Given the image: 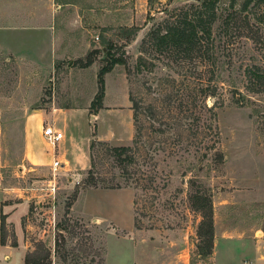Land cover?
Masks as SVG:
<instances>
[{
  "label": "rangeland",
  "instance_id": "1",
  "mask_svg": "<svg viewBox=\"0 0 264 264\" xmlns=\"http://www.w3.org/2000/svg\"><path fill=\"white\" fill-rule=\"evenodd\" d=\"M75 1L86 9L91 40L83 59L56 63L42 77L0 54V189L29 202L26 239L46 264H103L107 244L115 261L127 244L105 236V225L133 228L135 217L142 229L188 230L192 259L208 264L198 256L203 216L192 196L212 200L220 228L264 225V84L251 90L247 78L264 71V4L243 9L244 0H221L214 56L202 57L162 50L151 38L168 10L193 1ZM108 48L123 63L106 74L103 107L95 111ZM53 115L67 133L56 170L53 146L38 135ZM122 146L137 149L128 172L111 150ZM83 159L90 165L80 170L73 163Z\"/></svg>",
  "mask_w": 264,
  "mask_h": 264
},
{
  "label": "crops",
  "instance_id": "2",
  "mask_svg": "<svg viewBox=\"0 0 264 264\" xmlns=\"http://www.w3.org/2000/svg\"><path fill=\"white\" fill-rule=\"evenodd\" d=\"M137 2L145 4L148 0ZM85 10L75 0H0V54L21 67L29 65L42 77L45 72L54 70L56 63L83 59L91 49L89 28L84 21ZM63 111L69 113L70 110L65 108ZM51 121L66 133V127H62L64 125L56 115ZM38 135L45 138L42 129ZM27 158L33 162L29 144ZM81 162L73 164L80 170L90 165L89 159ZM12 194L0 189V264H25L27 254L33 251L23 223L30 205L26 199H13ZM2 213L7 229H13L15 245L12 239L6 244L1 243ZM112 222L107 221L105 236L114 234L127 245L120 249L115 261L110 260V248L105 245L103 264H191L194 244L191 246L190 233L183 227L142 229L136 226L134 219L133 228L120 227L119 231L108 227ZM214 224V248L208 264H264V225L261 229H255L252 223L220 228L215 214ZM125 251H129V256L124 254Z\"/></svg>",
  "mask_w": 264,
  "mask_h": 264
},
{
  "label": "trees",
  "instance_id": "3",
  "mask_svg": "<svg viewBox=\"0 0 264 264\" xmlns=\"http://www.w3.org/2000/svg\"><path fill=\"white\" fill-rule=\"evenodd\" d=\"M221 0H202L201 2H192L184 4L181 7H174L168 10V17L158 23V27L154 28L151 32L153 45L163 49H176L187 56L197 54L202 57L214 56L211 47H213V26L217 20L218 5ZM237 0H232L231 5L234 6ZM260 6L264 4V0H244L243 9H248L251 4ZM164 31V33H163ZM111 48H108L107 54L109 59L101 66L97 74L98 90L91 103V109L99 111L103 107V101L106 96V74L111 72L116 64L123 63L120 57L111 53ZM93 63V59L89 58L85 63L89 66ZM248 86L251 90H258L259 86L264 84V71L261 68L250 70L248 72ZM264 86V85H263ZM133 118L136 126V137L134 145L137 143V137L140 133L138 125V103H133ZM113 156L123 162L125 172L127 165L135 161V146H122L112 147ZM91 181L93 186L98 184V178L94 172H90ZM128 184V183H127ZM129 186V185H127ZM114 187H122L120 184L112 185ZM136 198L134 205H136ZM192 206L194 210L202 213V220L199 223L198 236L201 239L198 247V255L201 260H207L213 253L214 239H215V224H214V208L212 200L203 195L192 196ZM136 226L137 217H135ZM140 228V227H139ZM12 243L16 244L15 236H13ZM8 240V229L6 218L4 214L1 215V243L6 244ZM25 264H46L43 259L34 255V251L26 256ZM191 264H197L191 260Z\"/></svg>",
  "mask_w": 264,
  "mask_h": 264
},
{
  "label": "built area",
  "instance_id": "4",
  "mask_svg": "<svg viewBox=\"0 0 264 264\" xmlns=\"http://www.w3.org/2000/svg\"><path fill=\"white\" fill-rule=\"evenodd\" d=\"M43 135L47 139V141L53 146L52 148V155H53V163H52V168L54 170L58 169V167L61 165V161L58 159V151L57 147L58 145L65 139L66 133L64 130L55 127L54 125H47L43 129ZM56 221L55 219L53 220V226L55 228Z\"/></svg>",
  "mask_w": 264,
  "mask_h": 264
},
{
  "label": "water",
  "instance_id": "5",
  "mask_svg": "<svg viewBox=\"0 0 264 264\" xmlns=\"http://www.w3.org/2000/svg\"><path fill=\"white\" fill-rule=\"evenodd\" d=\"M183 1H193V2H201L202 0H183Z\"/></svg>",
  "mask_w": 264,
  "mask_h": 264
}]
</instances>
